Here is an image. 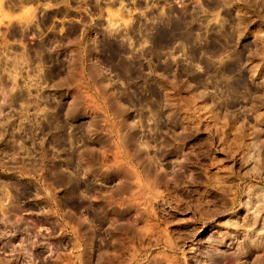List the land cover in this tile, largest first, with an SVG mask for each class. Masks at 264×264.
I'll return each instance as SVG.
<instances>
[{"label":"rangeland","instance_id":"rangeland-1","mask_svg":"<svg viewBox=\"0 0 264 264\" xmlns=\"http://www.w3.org/2000/svg\"><path fill=\"white\" fill-rule=\"evenodd\" d=\"M0 172V264H264V0H0Z\"/></svg>","mask_w":264,"mask_h":264},{"label":"flooded vegetation","instance_id":"flooded-vegetation-1","mask_svg":"<svg viewBox=\"0 0 264 264\" xmlns=\"http://www.w3.org/2000/svg\"><path fill=\"white\" fill-rule=\"evenodd\" d=\"M25 194V189L18 183L14 175L0 172V199L4 197V214H12L23 200L22 195ZM2 195V196H1ZM0 209V217L3 214Z\"/></svg>","mask_w":264,"mask_h":264},{"label":"built area","instance_id":"built-area-1","mask_svg":"<svg viewBox=\"0 0 264 264\" xmlns=\"http://www.w3.org/2000/svg\"><path fill=\"white\" fill-rule=\"evenodd\" d=\"M30 219V218H29ZM20 229L18 230V233H15L17 235L16 237V243H18L19 241H22L23 245H28L29 242V237H30V231H28L27 229V219L20 225ZM13 240V243L15 242ZM8 255L11 254V252L7 251Z\"/></svg>","mask_w":264,"mask_h":264},{"label":"crops","instance_id":"crops-1","mask_svg":"<svg viewBox=\"0 0 264 264\" xmlns=\"http://www.w3.org/2000/svg\"><path fill=\"white\" fill-rule=\"evenodd\" d=\"M32 219V218H34L33 216H32V214H29V215H25L24 216V219ZM37 255H35L34 254V256H33V262H31V264H50L51 262H50V257H47L46 255H40V254H38V253H36ZM28 260L26 259V262H27Z\"/></svg>","mask_w":264,"mask_h":264},{"label":"bare ground","instance_id":"bare-ground-1","mask_svg":"<svg viewBox=\"0 0 264 264\" xmlns=\"http://www.w3.org/2000/svg\"><path fill=\"white\" fill-rule=\"evenodd\" d=\"M19 1H21V2H22V1H25V2H27V1L29 2V1H30V2H32V1H36V0H19ZM13 2H14V0H13ZM15 233H16V232H15ZM11 242H12V241H11ZM7 253H8V252H7ZM7 253H6V254H7ZM4 254H5V253H4Z\"/></svg>","mask_w":264,"mask_h":264}]
</instances>
